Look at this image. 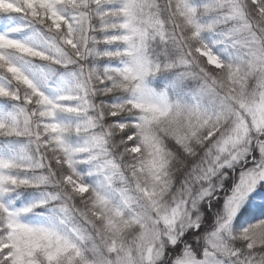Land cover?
Instances as JSON below:
<instances>
[{"label":"snow or ice","instance_id":"obj_1","mask_svg":"<svg viewBox=\"0 0 264 264\" xmlns=\"http://www.w3.org/2000/svg\"><path fill=\"white\" fill-rule=\"evenodd\" d=\"M0 264H264V0H0Z\"/></svg>","mask_w":264,"mask_h":264}]
</instances>
